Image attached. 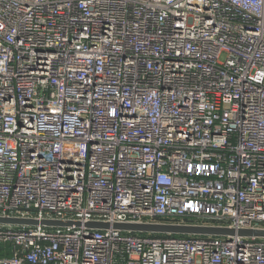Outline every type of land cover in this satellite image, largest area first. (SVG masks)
Here are the masks:
<instances>
[{
  "label": "built area",
  "instance_id": "obj_1",
  "mask_svg": "<svg viewBox=\"0 0 264 264\" xmlns=\"http://www.w3.org/2000/svg\"><path fill=\"white\" fill-rule=\"evenodd\" d=\"M0 264H264V0H0ZM79 223L80 226H75Z\"/></svg>",
  "mask_w": 264,
  "mask_h": 264
},
{
  "label": "water",
  "instance_id": "obj_2",
  "mask_svg": "<svg viewBox=\"0 0 264 264\" xmlns=\"http://www.w3.org/2000/svg\"><path fill=\"white\" fill-rule=\"evenodd\" d=\"M38 224L44 226L64 227L71 226L72 223L43 221L41 223L34 220L22 219H4L0 218V225L8 226H36ZM75 226H80L75 223ZM91 230H118L122 232L142 234V235H157V236H184V237H220L230 238L233 236L246 237V238H264V231L241 230L235 232L228 228L219 227H200L189 225H170V224H116L109 225L106 223H89L86 226Z\"/></svg>",
  "mask_w": 264,
  "mask_h": 264
},
{
  "label": "rangeland",
  "instance_id": "obj_3",
  "mask_svg": "<svg viewBox=\"0 0 264 264\" xmlns=\"http://www.w3.org/2000/svg\"><path fill=\"white\" fill-rule=\"evenodd\" d=\"M9 247L2 245L0 246V254L2 255L1 257L8 256L9 255Z\"/></svg>",
  "mask_w": 264,
  "mask_h": 264
},
{
  "label": "trees",
  "instance_id": "obj_4",
  "mask_svg": "<svg viewBox=\"0 0 264 264\" xmlns=\"http://www.w3.org/2000/svg\"><path fill=\"white\" fill-rule=\"evenodd\" d=\"M143 236H148V237H152V236H157V235H143ZM159 237H161V236H159ZM174 237H184V236H174ZM2 255L0 254V257H1Z\"/></svg>",
  "mask_w": 264,
  "mask_h": 264
}]
</instances>
